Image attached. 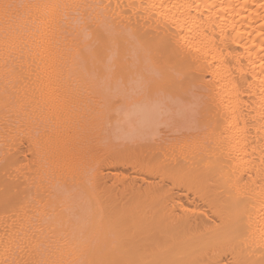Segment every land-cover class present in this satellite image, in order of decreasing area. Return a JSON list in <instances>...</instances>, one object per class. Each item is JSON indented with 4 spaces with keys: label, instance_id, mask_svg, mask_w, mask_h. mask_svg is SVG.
Masks as SVG:
<instances>
[{
    "label": "bare ground",
    "instance_id": "obj_1",
    "mask_svg": "<svg viewBox=\"0 0 264 264\" xmlns=\"http://www.w3.org/2000/svg\"><path fill=\"white\" fill-rule=\"evenodd\" d=\"M0 264H264V0H0Z\"/></svg>",
    "mask_w": 264,
    "mask_h": 264
}]
</instances>
